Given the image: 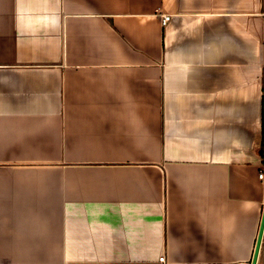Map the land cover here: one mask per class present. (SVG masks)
Here are the masks:
<instances>
[{
  "label": "crops",
  "instance_id": "1",
  "mask_svg": "<svg viewBox=\"0 0 264 264\" xmlns=\"http://www.w3.org/2000/svg\"><path fill=\"white\" fill-rule=\"evenodd\" d=\"M261 174L264 0H0V264H252Z\"/></svg>",
  "mask_w": 264,
  "mask_h": 264
},
{
  "label": "water",
  "instance_id": "2",
  "mask_svg": "<svg viewBox=\"0 0 264 264\" xmlns=\"http://www.w3.org/2000/svg\"><path fill=\"white\" fill-rule=\"evenodd\" d=\"M263 234H264V214H263V218H262V222H261V226H260L259 236H258V240L256 243V248H255V253H254L252 264H257V262H258L259 253H260L262 240H263Z\"/></svg>",
  "mask_w": 264,
  "mask_h": 264
},
{
  "label": "built area",
  "instance_id": "3",
  "mask_svg": "<svg viewBox=\"0 0 264 264\" xmlns=\"http://www.w3.org/2000/svg\"><path fill=\"white\" fill-rule=\"evenodd\" d=\"M170 19H171V17L169 15H163L162 16V23H163V25H166L170 21ZM260 177H261V179H263L264 178V174H261ZM164 261H165V258L164 257H161L160 258V262L162 263Z\"/></svg>",
  "mask_w": 264,
  "mask_h": 264
}]
</instances>
